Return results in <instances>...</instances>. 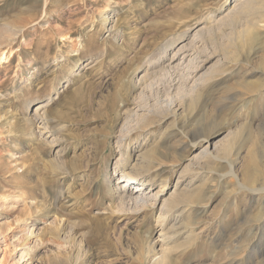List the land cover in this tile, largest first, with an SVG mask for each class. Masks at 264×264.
Returning <instances> with one entry per match:
<instances>
[{
  "label": "rangeland",
  "instance_id": "obj_1",
  "mask_svg": "<svg viewBox=\"0 0 264 264\" xmlns=\"http://www.w3.org/2000/svg\"><path fill=\"white\" fill-rule=\"evenodd\" d=\"M263 44L264 0H0V264H264Z\"/></svg>",
  "mask_w": 264,
  "mask_h": 264
},
{
  "label": "bare ground",
  "instance_id": "obj_2",
  "mask_svg": "<svg viewBox=\"0 0 264 264\" xmlns=\"http://www.w3.org/2000/svg\"><path fill=\"white\" fill-rule=\"evenodd\" d=\"M249 4V3H248ZM248 8V7H247ZM245 30V29H244ZM248 30V29H247ZM249 31V30H248ZM251 32H252V30H251ZM253 33V32H252ZM241 35H242V39L243 40H245V41H247V39H248V41H250V42H254V41H256L257 40V36H256V34L255 35H249V33L248 32H242V33H240ZM245 38V39H244ZM245 43V42H244ZM243 44V43H242ZM246 44V43H245ZM244 44V45H245ZM243 45V46H244ZM264 45V44H263ZM236 46V45H235ZM237 47V46H236ZM235 47V48H236ZM240 47V46H239ZM253 48V47H252ZM262 60H264V59H262ZM262 62V61H261ZM264 64V63H263ZM263 68H264V66H263ZM263 86H264V84H263ZM144 119V118H143ZM229 151V150H228ZM124 162V163H123ZM122 162V164H127V163H129V158L127 157L124 161ZM136 163H133V164H131V167H130V169L128 170V168H126V169H123V171H125V173H123V175H124V178H131V177H136V175L137 176H139L138 175V173H140L141 172V169L138 167L139 166V163H141L140 162V160L139 161H137V159H136V161H135ZM127 170V171H126ZM235 177V176H234ZM140 182H142V181H140ZM141 185H142V183H141ZM256 190H258V189H256ZM252 191V190H251ZM178 196V195H177ZM173 201V200H172ZM171 201V202H172ZM171 202H167V210H166V212H170L171 210H173V208H172V206L173 205H171ZM195 211V210H194ZM173 212V211H172ZM181 214V213H180ZM61 226V225H60ZM58 228V227H57ZM61 229H62V227H61ZM170 233L171 232H169L168 230L165 232V235H166V237H167V235L169 234L170 235ZM168 237H170V236H168ZM145 249V248H144ZM146 250V249H145ZM165 254V253H164ZM164 254H162V255H164ZM158 257V256H157ZM154 263V262H153ZM154 264H171L166 258H165V256H161Z\"/></svg>",
  "mask_w": 264,
  "mask_h": 264
}]
</instances>
